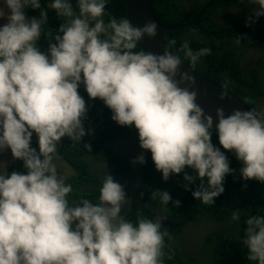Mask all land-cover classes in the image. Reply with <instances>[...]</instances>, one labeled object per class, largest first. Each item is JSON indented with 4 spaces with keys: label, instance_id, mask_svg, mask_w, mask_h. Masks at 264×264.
Returning a JSON list of instances; mask_svg holds the SVG:
<instances>
[{
    "label": "clouds",
    "instance_id": "obj_1",
    "mask_svg": "<svg viewBox=\"0 0 264 264\" xmlns=\"http://www.w3.org/2000/svg\"><path fill=\"white\" fill-rule=\"evenodd\" d=\"M248 2L259 6L247 18L251 24L264 16V0ZM107 3L50 0L48 8L64 20L53 32L42 0H0V152L10 150L24 168L9 173L0 165V264H164L165 217L127 218L122 209L130 199L107 171L95 202L83 195L69 199L73 185L55 161L65 137L81 142L92 133L84 127L88 107L81 85L113 121L137 130L162 180L183 173L185 190L198 181L191 195L202 204L213 205L225 175L234 172L220 146L241 162V179L264 184V109L234 108L226 115L217 107L215 117L205 112L196 78L181 70L180 55L168 47L137 50L143 37L156 36V22L135 26L114 16L106 22ZM28 8L40 9L39 17L28 16ZM180 50L192 66L211 51L193 50L187 39ZM226 95L222 90L219 98ZM84 147L90 151L91 145ZM133 162L143 164V152ZM151 194L161 206L180 203L166 190ZM240 219V210H233L231 220ZM244 223L247 260L264 264V215H248Z\"/></svg>",
    "mask_w": 264,
    "mask_h": 264
},
{
    "label": "trees",
    "instance_id": "obj_2",
    "mask_svg": "<svg viewBox=\"0 0 264 264\" xmlns=\"http://www.w3.org/2000/svg\"><path fill=\"white\" fill-rule=\"evenodd\" d=\"M47 1H42V7L47 8ZM219 1L221 0H216L215 4L204 10L196 25H190L165 34V42L168 48L172 52L180 55L181 59L186 64L194 68L197 72L220 82L225 88L242 98L251 108H255L257 97L264 93V89H260V87L257 86V83L253 84V82H249L242 77L239 57H233L235 51L220 54L216 51L218 50V44L213 40V37L215 36H212L214 34H212L211 31H219L222 29V27L213 20L214 13H216L215 10L218 7L217 2ZM151 4L157 20L161 24L167 26L193 21L197 14V9L201 6V4H197L192 9L188 10L183 3L179 2V0H151ZM73 6L75 7V4ZM28 9L30 10V8ZM105 10L106 14L104 19L106 22L109 16L127 18L124 0H108ZM35 11L40 13V9H34V12ZM52 21L56 22L58 28L59 23H57L55 15L52 16ZM263 26L264 25L258 23L257 19L255 20V23H252V26L248 31L251 33V43L249 45L255 47L263 45L256 40L254 36L258 35L261 38H264ZM200 34L208 35L211 39L207 40ZM219 34L221 35V33ZM244 34L247 36L245 31ZM185 39L189 40L190 47L193 50L202 47H207L211 50L210 53L203 56L201 58L203 60L198 62L195 66L189 64V61L184 57L183 52L180 50ZM172 41H175V43H172ZM39 44L43 50H46L47 40L43 35ZM141 49H143V47L138 43L137 50ZM254 80H256V75L254 76ZM242 85L247 87L251 86L252 88H250V92L246 93L243 91L241 88ZM83 95H87L86 91L83 92ZM93 106H99L104 112H110V110L98 98L88 100V113ZM115 128V131H113L114 135L122 128L124 129L123 132L121 130L122 135L127 131L126 126L121 127L119 125ZM211 139L213 144L219 146L215 133H213ZM32 146L37 147V139L34 134L32 137ZM220 147L222 151H225L229 160V166L234 169V172L225 175L223 181L224 192L214 198L213 205H204L199 200H195L191 195V190L199 183L198 181L190 184L189 189L185 190L184 184L188 182L183 179V173L171 175L167 181H164L161 179V174L159 175L157 170H152L151 174L144 172L143 177L145 179L144 183L146 188L142 190L143 195H140V197L132 202L129 207L123 209L127 218L133 221H135L138 215L154 219L157 217L156 211L157 208H159L169 215V217L175 219L189 221L193 224L204 219L210 221V227H213L212 225H214L212 232L203 238L204 243L201 245L200 250H189V247L187 246H180L181 242L179 243L178 240L182 237L180 234H176L172 237L169 235L170 238L166 237L165 240L168 241H165L164 251L166 256L164 258V264H254V262L247 260V249L242 244L244 229L247 227L244 223V218L248 215L254 214L264 215V184L256 180L241 179L239 173V169L242 166L241 162L238 161L231 152L223 150L222 146ZM67 150L68 152L64 151L63 154L67 159L73 162L72 166H79L86 172V175H84L86 179L83 183H86V180H89L88 183L92 186V191L88 192L89 195L83 194V196L95 202L96 197L99 195V188L95 189L94 184H97L100 187L102 180H98L94 175V171L90 169V164L84 157H82L84 154H76L72 149ZM90 151L94 153L93 155L98 160L108 159L109 161V157H113L111 163L115 167H118L119 171L124 172L129 169L128 161H126L123 156L111 154L112 150L104 148L103 143L99 147L91 146ZM14 170L20 172L24 171L21 160H18L16 164L12 165L10 172ZM186 171L190 174L192 172L191 169H186ZM72 181L73 180L70 179L69 183L72 184ZM158 189L168 191L173 200L180 201L179 205L177 206L170 201L166 206H161L159 197H153L151 194ZM78 191L79 190L76 186L75 193L77 194ZM79 197L80 196L77 195L72 198L73 200H76ZM233 200L237 201V206H232L231 203ZM237 209L240 210L241 219L239 221H232L231 213L233 210ZM162 230H166L164 224L162 225ZM238 236L240 237L239 239L237 238ZM183 248L188 250L184 251Z\"/></svg>",
    "mask_w": 264,
    "mask_h": 264
},
{
    "label": "flooded vegetation",
    "instance_id": "obj_3",
    "mask_svg": "<svg viewBox=\"0 0 264 264\" xmlns=\"http://www.w3.org/2000/svg\"><path fill=\"white\" fill-rule=\"evenodd\" d=\"M215 2L216 0H183V4L188 10L192 9L197 4H201V6L196 11V16L203 7L205 10L206 8L215 4ZM46 3L48 10V24L46 27L55 32L57 29V24L56 22L52 21V16L55 15V10L48 8L50 0H48ZM217 3L218 7L215 10L216 13L213 12V20L219 26H221L222 29L219 31H211V33L214 34L212 36H215L213 37V40L218 44V50L216 51L219 54L224 52L231 53L232 51H235L233 57H239L242 77L247 79L249 82H253V84L257 83V86L260 87V89H264V38L254 35L256 40L261 42L263 45L258 47L249 45L251 43V33L248 31L252 26V23L250 24L247 22V18L252 14L253 10L259 6L249 3L248 0H221ZM26 11L27 15L30 17H39V12H34V9L32 8H30V10L27 9ZM55 18L59 24L64 22L63 18H58L56 15ZM257 21L258 23L264 25V16L257 18ZM244 31L247 33V36L244 34ZM217 32L221 33V35ZM200 35L207 40L211 39V37L208 35ZM236 38H239L240 41L236 42ZM201 58L198 62L203 60ZM255 75L256 80H254ZM82 87L83 86L80 87L79 92L83 97H85L87 106L89 98L87 95H83L85 90ZM241 88L243 91L248 93L252 87L242 85ZM255 108L264 109V93L257 97ZM117 126L119 125L111 119V111L104 112L99 106H93L90 112H87L86 118L84 120L86 132L89 128H91L92 133L86 134L82 138L81 142H74L70 138L65 137L57 146L59 159L56 160L55 163L57 165L58 172L66 177V183H69L70 179L73 180V192L69 195L70 201L73 200L72 197L77 195H89L88 192L92 191V186L88 183L89 180H86V183H83V181L86 179L84 176L86 175L84 169L80 168L79 166H72L73 162L67 159V157L63 154L64 151L68 152L67 149H72L76 154H84L82 157H84L90 164V169L94 171V175L98 180H102L104 172L107 171L108 174L113 176L114 180L120 182L124 186L126 195L130 199V203L126 207H129L132 202L137 200L140 197L142 190L146 188L144 183L145 179L143 177L144 172L151 174L152 170H156L151 159V154L148 150H143L140 148L137 130L134 127L126 126L127 131L123 133V135L121 134V130L122 132L124 130L123 128L118 130L117 134L114 135L113 131H115V127ZM102 143L104 148L112 150L111 154L123 156L126 161H128L129 169L127 171H119V168L115 167L111 163V159H113L111 156L109 157V161L108 159L98 160L93 155L94 153H92V151H85L87 150L84 147L85 144L99 147L102 145ZM141 152H143L145 162L143 164L134 163L133 159ZM0 154H2V157L0 156V165H4L6 171L10 173V168L12 165L16 164L19 159H13L10 150L9 152ZM3 154H7V156L5 157ZM157 172L159 171L157 170ZM160 174L161 173L159 172V175ZM76 186L79 190L77 194L75 193ZM94 188L98 189L99 186L94 184ZM231 204L233 207L237 206V201L233 200ZM156 214L157 216L165 217V219L162 221V225L164 224L171 237L175 236L176 234L182 235V237L178 239L179 243L181 242L180 246H187L189 247V250H200L201 245L204 243L203 238L209 235L214 227V225H212L213 227H210V221L204 219L193 224L189 221L169 217V215L159 208H157ZM165 241L167 242L168 240ZM188 249H184V251H187Z\"/></svg>",
    "mask_w": 264,
    "mask_h": 264
},
{
    "label": "water",
    "instance_id": "obj_4",
    "mask_svg": "<svg viewBox=\"0 0 264 264\" xmlns=\"http://www.w3.org/2000/svg\"><path fill=\"white\" fill-rule=\"evenodd\" d=\"M124 4L126 17L133 25L142 26L148 20L156 22V36L151 38L145 36L142 38V41L139 42L143 49L154 53H161L165 49V47H168L164 39L165 34L190 25H196L199 16L204 10L203 7L199 11L195 19L191 22L167 26L161 24L157 20L154 14L151 0H124ZM181 70H189L195 76L197 81L196 87L198 88L197 102L201 105L205 112L213 115V117H215V109L217 107L224 108L226 115L229 114L234 108H239L242 110L251 109V107L246 104L242 98L225 88L220 82H217L210 77L197 72L194 68L186 64L184 61L181 64ZM222 90L227 92V95L223 100L219 98V93ZM214 126L215 120L213 122V127Z\"/></svg>",
    "mask_w": 264,
    "mask_h": 264
},
{
    "label": "rangeland",
    "instance_id": "obj_5",
    "mask_svg": "<svg viewBox=\"0 0 264 264\" xmlns=\"http://www.w3.org/2000/svg\"><path fill=\"white\" fill-rule=\"evenodd\" d=\"M4 152H9V150L8 149H5L4 151H2V152H0V153H4ZM0 156L2 157V154H0ZM3 156H7V154H3Z\"/></svg>",
    "mask_w": 264,
    "mask_h": 264
},
{
    "label": "bare ground",
    "instance_id": "obj_6",
    "mask_svg": "<svg viewBox=\"0 0 264 264\" xmlns=\"http://www.w3.org/2000/svg\"><path fill=\"white\" fill-rule=\"evenodd\" d=\"M226 28V27H225ZM248 50H250V49H248Z\"/></svg>",
    "mask_w": 264,
    "mask_h": 264
}]
</instances>
